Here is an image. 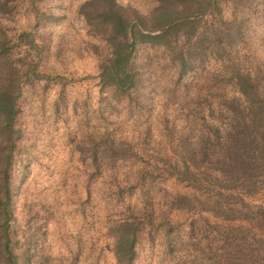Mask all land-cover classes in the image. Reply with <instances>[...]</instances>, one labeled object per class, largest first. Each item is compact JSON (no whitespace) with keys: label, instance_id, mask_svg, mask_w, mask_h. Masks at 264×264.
<instances>
[{"label":"rangeland","instance_id":"obj_1","mask_svg":"<svg viewBox=\"0 0 264 264\" xmlns=\"http://www.w3.org/2000/svg\"><path fill=\"white\" fill-rule=\"evenodd\" d=\"M84 1L6 0L0 9V35L12 59L21 53V60L28 62L35 54L24 41L17 46L20 31L32 32L38 46V76L22 83L16 102L20 135L10 179L20 263L117 264L116 226L136 218L141 224L132 264H173L162 231L169 225L173 229L176 222L182 227L190 218L182 209L171 208L174 193L187 188L163 173L147 172L152 162L147 154L169 146L165 126L170 120L178 126L192 118L188 104L213 101L211 95L192 89L202 84L215 88L216 64L206 58L205 67L176 81L167 58L142 47L136 59L144 57L149 65L142 69L138 91L117 93L101 87L98 63L106 49L86 23ZM116 1L141 12L154 4ZM224 8L230 13L225 25L240 24L244 30L234 48L245 59L243 64L251 68V61L264 72V0H239ZM225 89L229 94L231 89ZM187 123L195 132L198 126ZM111 143L123 153H104ZM258 233L264 236V231Z\"/></svg>","mask_w":264,"mask_h":264},{"label":"trees","instance_id":"obj_2","mask_svg":"<svg viewBox=\"0 0 264 264\" xmlns=\"http://www.w3.org/2000/svg\"><path fill=\"white\" fill-rule=\"evenodd\" d=\"M238 2L154 0L145 12L116 0L83 3L86 23L106 49L98 63L101 87L117 93L138 91L142 69L149 65L144 57L140 62L136 59L142 47L163 54L176 81L205 67L206 58L216 64L215 88L202 84L192 89L205 97L211 95L213 101L188 104L192 118L178 126L170 120L165 126L169 146L155 147L147 154L148 161L152 160L147 172L158 171L187 188L174 193L171 208L182 209L190 218L182 227L176 222L173 229L169 225L162 231L173 264H264V236L258 233L264 231V72L251 61L247 68L245 59L235 51V44L243 40L241 25H225L230 13L224 5ZM5 3L0 0V9ZM16 40L17 46L26 43L35 54L28 62L21 60V53L12 59L5 36L0 35V264H21L12 228L10 179L20 135L15 125L16 102L22 83L30 75L38 76V46L32 32L22 30ZM228 87L231 90L226 94ZM175 92L178 97L180 92ZM190 121L198 126L195 132L187 123ZM104 151L112 157L123 153L112 143L109 152ZM92 153V161H96ZM139 224L135 218L116 226L119 232L113 240V253L117 264H132Z\"/></svg>","mask_w":264,"mask_h":264}]
</instances>
